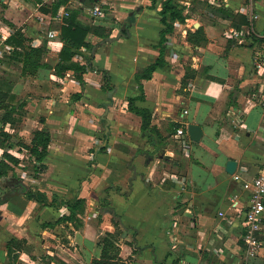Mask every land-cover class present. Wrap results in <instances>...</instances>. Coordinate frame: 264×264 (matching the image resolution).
<instances>
[{
  "label": "crops",
  "instance_id": "0c3cea01",
  "mask_svg": "<svg viewBox=\"0 0 264 264\" xmlns=\"http://www.w3.org/2000/svg\"><path fill=\"white\" fill-rule=\"evenodd\" d=\"M164 1L113 0L106 26L119 33L126 23L130 35L112 42L89 35L91 63L109 74L108 89L103 72L88 70L83 83L72 70L56 73L63 41L47 32L61 33L65 22L42 10L51 0H0V67L16 78L0 76L16 107L14 122H3L0 109V130L11 135L16 144L8 151L20 158L0 179L1 264H92L116 221L126 264H264V222L257 252L247 255L239 216L252 194L244 185L264 160V0H177L185 19L173 21L166 65L143 80L145 99L137 101L153 115L147 132L128 99L141 93L136 74L160 56ZM221 9L250 23L240 25ZM45 18L59 26H44ZM78 18L95 24L82 11ZM18 30L34 46L46 42L45 31L47 66L35 75L22 73L7 43ZM190 123L203 128L199 142L188 133ZM37 130L51 133L43 162L20 145L31 144ZM3 152L0 146V159ZM229 160L237 162L233 174ZM17 185L45 193L52 204L28 198ZM77 197L83 207L61 220L70 215L62 199ZM13 239L22 247L12 245L9 253Z\"/></svg>",
  "mask_w": 264,
  "mask_h": 264
},
{
  "label": "trees",
  "instance_id": "16d2710c",
  "mask_svg": "<svg viewBox=\"0 0 264 264\" xmlns=\"http://www.w3.org/2000/svg\"><path fill=\"white\" fill-rule=\"evenodd\" d=\"M152 1L155 2L156 0ZM62 3V1L56 2L51 7H42V10L46 13L51 12L55 14ZM220 12H222L224 16L234 19L240 25L250 23L248 17L243 13L235 14L228 11L227 9H221ZM161 15L162 22L166 25V28L161 31L160 56L143 72L136 74V81L141 93L137 96H131L128 99L129 110L142 118V127L147 132H153L154 130L152 126V112L148 108L137 105L138 100L145 99L143 80L150 79L153 76V72L157 68L164 67L166 65L165 44L168 42V34H170L174 28L173 21L176 19H185V16L183 15V8L180 6L177 0H165L161 10ZM113 28L114 27H107L104 24L84 23L78 18V11H72L71 15L66 19L65 23L61 27L60 37L63 41V46L59 53L60 61L55 65L56 73L64 75L67 71L72 70L76 74L79 82L83 83V76L88 72V70L103 72L105 78V87L111 89L112 87L109 84V74L105 70L95 67L91 63L92 57H87L85 61L86 63H80L79 61H76L74 57L81 53V50L84 47L90 50V52L92 51L94 44L88 39L90 34L97 35L101 38H106L110 36ZM29 40L30 39L26 37L22 31L18 30L7 39V43L15 46L16 49L14 58L21 62L22 73L24 75H35L41 67L47 66L43 59L48 51V46L46 42L41 46H34L31 45ZM7 100L8 92L0 89V109L4 110V115L1 117V120L3 122L9 120L14 122L15 117H13V113L15 112L16 107H11ZM19 106H22V104ZM0 134L4 137L3 140L0 141V146L4 148L3 158L0 159L1 179L2 177L7 176L9 172L13 170L15 165L19 164L20 158L8 151V147H13L14 144H16L11 142V135L3 130H0ZM50 142L51 133L48 130H37L34 133L31 144L21 142L20 145L28 149L39 162H43L48 154ZM105 149L106 145L101 146L102 151ZM16 189H20V191L30 199H34L45 204H52L49 202L47 195L39 190H34L24 185H17ZM56 200H58V196L54 195L52 202ZM84 201L85 200L83 198L78 197L74 200L62 199L61 203L68 206L70 215L63 216L61 220L72 219L78 210L83 207ZM103 206L106 209L110 208L109 201L107 199L103 201ZM116 224V231L108 232L103 238L102 254L98 258H94L92 264H126L125 259L121 256L120 245V237L123 230L121 229L118 221H116ZM12 245H16L21 248V240L13 239L9 242V253L12 251ZM131 245H134V241L131 242Z\"/></svg>",
  "mask_w": 264,
  "mask_h": 264
},
{
  "label": "built area",
  "instance_id": "2783aa9c",
  "mask_svg": "<svg viewBox=\"0 0 264 264\" xmlns=\"http://www.w3.org/2000/svg\"><path fill=\"white\" fill-rule=\"evenodd\" d=\"M59 1L63 3L58 11L52 15V19L65 22L72 11L78 10L84 12L93 23L104 24L105 19L110 15L113 0H51V3L54 4ZM47 36L53 39L60 37V33L55 29H50L47 32ZM261 59L262 55L257 53L256 63L259 68L262 66V63H260ZM185 133L182 128L178 130V134L181 136L185 135ZM244 186L245 188H252V194L250 204L244 211L239 212L243 229L241 238L244 245L242 249L247 255H253L257 252L260 245V235L264 222V160L254 179L246 182Z\"/></svg>",
  "mask_w": 264,
  "mask_h": 264
},
{
  "label": "water",
  "instance_id": "95a60500",
  "mask_svg": "<svg viewBox=\"0 0 264 264\" xmlns=\"http://www.w3.org/2000/svg\"><path fill=\"white\" fill-rule=\"evenodd\" d=\"M131 15L134 14V12H131L130 13ZM124 35H130V31H129V26H127L126 23L123 24V26L121 27V31L114 37L112 36H109V37H106L103 42H112V41H115L117 40L118 38H120L121 36H124ZM111 96V95H109ZM1 121H0V128H1ZM108 125H109V121H108ZM107 125V130H109V126ZM188 133L191 137V139L195 142H199L202 137H203V128L201 125L197 124V123H190L188 125ZM236 167H237V162L235 160H229L228 163H227V171L231 174H233L236 170ZM127 234V231L124 232V235Z\"/></svg>",
  "mask_w": 264,
  "mask_h": 264
},
{
  "label": "rangeland",
  "instance_id": "374dc122",
  "mask_svg": "<svg viewBox=\"0 0 264 264\" xmlns=\"http://www.w3.org/2000/svg\"><path fill=\"white\" fill-rule=\"evenodd\" d=\"M43 7H45V5L43 6ZM45 21H47V23L45 22V24H44V26H48V27H54V28H56L57 26H59V24L58 23H56V22H54V21H51L50 20V18H45ZM49 21H50V23H49ZM109 27V26H108ZM45 30V29H44ZM47 30V29H46ZM117 30H121L120 28H118ZM118 34V32H113L112 31V33L110 34V36H116L117 34ZM41 34L43 35V40H44V42L46 41V42H48V39L46 38V34H45V31H43L42 30V32H41ZM93 37V36H92ZM105 38H100L98 41H103ZM81 53L84 55V57L86 58V57H89L90 56V50H88V49H86V50H81ZM83 58V57H82ZM78 60H81V58H77ZM84 59V58H83ZM13 68V67H12ZM2 69H4V68H1L0 67V76H7L8 78H10L11 79V81H15V75H11V73L10 72H6V73H9V74H6V73H2ZM14 70H15V68H13ZM13 70V71H14ZM7 71H9V70H7ZM14 74H17L16 72H14ZM21 97L23 98V95H21ZM27 160V159H26ZM29 165V167L31 166V164H28ZM261 236V235H260Z\"/></svg>",
  "mask_w": 264,
  "mask_h": 264
}]
</instances>
